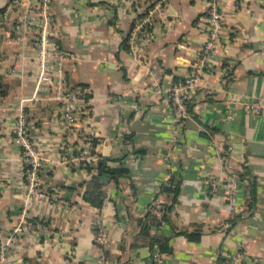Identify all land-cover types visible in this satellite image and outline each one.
Returning a JSON list of instances; mask_svg holds the SVG:
<instances>
[{
  "label": "crops",
  "instance_id": "obj_1",
  "mask_svg": "<svg viewBox=\"0 0 264 264\" xmlns=\"http://www.w3.org/2000/svg\"><path fill=\"white\" fill-rule=\"evenodd\" d=\"M14 1L0 0L5 264H264V116L245 105L264 108V0H218L221 38L180 127L168 89L201 56L207 0H161L134 49L131 33L160 0H51L66 58L62 83L46 89L36 88L38 27H18L25 2ZM62 91L76 96L69 125ZM20 113L43 151L44 198L26 197ZM78 155L127 169L104 186L101 207L83 199L90 172ZM156 238L170 250L151 248Z\"/></svg>",
  "mask_w": 264,
  "mask_h": 264
},
{
  "label": "built area",
  "instance_id": "obj_2",
  "mask_svg": "<svg viewBox=\"0 0 264 264\" xmlns=\"http://www.w3.org/2000/svg\"><path fill=\"white\" fill-rule=\"evenodd\" d=\"M16 5L20 2H25L23 11H21L17 25L29 26L33 22L37 25V89L47 88L55 83L58 87L62 83V68L63 62L66 58V53L59 47L55 40L57 35L53 27L49 5L51 0H15ZM161 0L151 5L146 14L138 21L134 31L129 37L130 46L135 48V38L138 31L150 20L155 10L160 7ZM35 9V10H34ZM36 13V15H35ZM207 38L203 46L200 58L194 64L192 71L186 75L182 80L178 81L168 89V97L173 108L175 122L177 127L184 124L189 117L188 104L191 94L199 86L200 74L208 63V58L215 48L216 44L221 38V24L223 21V13L219 8L218 0H207ZM62 117L69 125L72 124L76 115V96L72 92H63L61 94ZM247 108L253 111H260L264 116V108H260L259 100L245 101ZM230 116V115H229ZM14 139L23 147V160L27 165V192L26 197H46V193L40 189L39 172L43 166L44 155L40 148L34 145L28 136L26 119L23 113L18 114L15 120ZM75 162L96 163L99 156L87 157L85 155H78L71 158ZM212 188H215L216 183L210 182ZM231 198V196H229ZM22 222L16 226V230H22ZM105 241V234L101 230L97 236V244L100 252ZM7 245V244H6ZM6 245L2 246L0 252V264H5Z\"/></svg>",
  "mask_w": 264,
  "mask_h": 264
},
{
  "label": "trees",
  "instance_id": "obj_3",
  "mask_svg": "<svg viewBox=\"0 0 264 264\" xmlns=\"http://www.w3.org/2000/svg\"><path fill=\"white\" fill-rule=\"evenodd\" d=\"M109 160L110 159L107 157L100 156L98 161L94 164L85 163V167L90 172V178L85 182L86 188L83 193V199L97 207H101L104 203V186L107 182L113 181L118 183L120 178L127 173V169L124 166L111 165ZM171 182L169 186L172 185ZM167 189L170 188L168 186L163 187V190ZM149 244L151 248L156 245L161 251L170 250L164 239L156 238L155 240H151Z\"/></svg>",
  "mask_w": 264,
  "mask_h": 264
},
{
  "label": "rangeland",
  "instance_id": "obj_4",
  "mask_svg": "<svg viewBox=\"0 0 264 264\" xmlns=\"http://www.w3.org/2000/svg\"><path fill=\"white\" fill-rule=\"evenodd\" d=\"M43 152V151H42ZM43 167V166H42Z\"/></svg>",
  "mask_w": 264,
  "mask_h": 264
}]
</instances>
